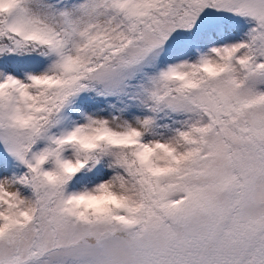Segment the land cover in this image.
Listing matches in <instances>:
<instances>
[{"label":"snow or ice","instance_id":"obj_1","mask_svg":"<svg viewBox=\"0 0 264 264\" xmlns=\"http://www.w3.org/2000/svg\"><path fill=\"white\" fill-rule=\"evenodd\" d=\"M0 264H264V0H0Z\"/></svg>","mask_w":264,"mask_h":264}]
</instances>
